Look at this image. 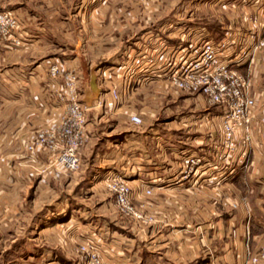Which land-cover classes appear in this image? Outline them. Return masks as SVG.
Segmentation results:
<instances>
[{"label": "crops", "instance_id": "0c3cea01", "mask_svg": "<svg viewBox=\"0 0 264 264\" xmlns=\"http://www.w3.org/2000/svg\"><path fill=\"white\" fill-rule=\"evenodd\" d=\"M0 9L18 14L25 33L16 44H0V264H53L49 232L62 230L61 222L51 225L48 208L52 182L61 175L45 168L44 151L30 158L22 147L58 110L52 101L58 80L44 71L46 61L79 66L86 51L92 52L87 66L106 61L108 68H117L123 55L145 45L149 35L184 44H194L197 36L228 37L232 52L257 45L248 61L236 64L259 104L252 146L244 162L215 166L191 186L168 182L183 153H199L203 167L214 159L218 105L209 103L214 109H206L198 124L187 117L166 133L149 126L148 133L125 136L122 175L134 191L133 202L144 204L153 220L136 231L130 220L120 219L118 226L129 233L109 231L106 225L108 244L124 255H138L141 264H241L246 250L264 237V0H0ZM149 69L147 81L133 84L115 107L125 120L129 113L140 115L136 131L144 123L147 101L187 93L168 88L154 76L156 69ZM149 86L155 92L148 93ZM208 174L209 179H200ZM145 186L151 191L141 195ZM113 207L109 203L107 210ZM26 243L33 248L23 252ZM9 245L13 250L5 255Z\"/></svg>", "mask_w": 264, "mask_h": 264}, {"label": "built area", "instance_id": "2783aa9c", "mask_svg": "<svg viewBox=\"0 0 264 264\" xmlns=\"http://www.w3.org/2000/svg\"><path fill=\"white\" fill-rule=\"evenodd\" d=\"M21 23L18 14L10 9H0V44L13 45L24 39ZM145 42L136 51L126 52L120 65L112 69V74L105 75L101 70L99 76L104 89L97 97V104L110 112L115 111L116 103L132 86L147 81L149 68L156 69L154 76L162 78L168 88L201 94L209 103L221 108L218 118L221 145L217 147L214 159L203 167L199 153H183L179 170L168 183L186 181L196 186L202 172L220 166L221 162L232 161L235 156L239 162L245 160L252 142L255 109L259 104L249 78L236 68V64L248 61L257 45L232 52L228 50V37L216 40L198 38L194 39V44L191 41L184 44L181 39L171 42L160 35H149ZM44 71L50 78L58 80L52 92L54 107L58 109L56 117L51 123L37 128L22 147L30 158L37 151H44L45 168L62 176L78 166L79 150L87 138L85 125L90 106L81 98V76L74 66L59 60H47ZM258 120L263 121V117L259 116ZM128 121L139 124L141 118L138 114L129 113ZM209 178L208 174L200 179ZM103 180L117 211L129 217L136 231L152 222L153 218L144 210V204L133 202L134 191L123 175L105 172ZM150 191L151 188L145 186L139 193L146 195ZM101 244L99 238L93 236L78 242L76 249L84 258L83 264H107ZM241 264H264V237L255 249L246 250Z\"/></svg>", "mask_w": 264, "mask_h": 264}, {"label": "rangeland", "instance_id": "374dc122", "mask_svg": "<svg viewBox=\"0 0 264 264\" xmlns=\"http://www.w3.org/2000/svg\"><path fill=\"white\" fill-rule=\"evenodd\" d=\"M198 10L200 12L203 11L202 8ZM197 38H201V36H197ZM82 54L83 62L81 65L68 66H74L80 72L81 97L90 106L85 125L87 138L79 150L77 168L52 182V201L50 207H48L52 211L53 219L51 225H54L55 222H61L60 229L62 230L55 228L50 230L47 249L54 258L53 264H83L84 258L76 249L78 242L87 236H98L102 243L100 248L107 264H141L138 255L134 256L131 253L124 255L123 252H120L121 248L117 247L115 249L117 252L113 249V245L108 244L110 241L107 238L106 225L109 231L114 229L115 231L122 230V232L129 233V230L120 228L118 224H120V219H124L126 222L130 219L117 211L112 194L103 182V173L124 174L122 164L125 155L123 147L125 136L129 137L132 133V137H135L148 133L149 126L157 132L166 133L172 130L170 127L172 123L179 119H187V117L193 123L198 124L200 121L196 119H200L205 114L206 109H214V107L209 104L203 95L198 93L181 94L177 92L176 97L162 99L159 103L150 102L149 100L145 105L146 116L144 117V123L136 131V125L127 119L125 120L123 113L116 110L110 112L106 107L104 108V106L98 105L96 102L99 93L104 89V83L99 76L101 70L106 75L110 74L114 68H108L106 61L96 63L95 67H89L85 60L90 58L89 56L92 52L85 51ZM91 75L94 76L96 91H93L89 84ZM145 90L148 93L155 92L152 86L147 87ZM164 90H167V88L164 87ZM168 125L169 127L166 128ZM141 130H143L142 133H140ZM195 133L199 132L196 130ZM157 134L160 135L162 133ZM179 134L181 135L182 133ZM172 136L173 134H171ZM217 136L218 147L221 145L219 125ZM251 139H253L252 136ZM251 146L247 150L245 159ZM232 159L234 162L238 161L236 156ZM225 163L221 162L220 167H224ZM213 173L216 175L215 172ZM219 179H221L220 176ZM109 203L114 205L113 212L107 210ZM232 204L234 202H231V206H233ZM113 215L115 218H113ZM82 224H84V227ZM92 224L95 226H91ZM76 225L77 227H75ZM22 246L23 252L33 248L31 244L27 243ZM10 250H13V245H9L8 250L6 249L4 254H8ZM115 255H118V257H115ZM164 264L168 263L164 262Z\"/></svg>", "mask_w": 264, "mask_h": 264}, {"label": "water", "instance_id": "95a60500", "mask_svg": "<svg viewBox=\"0 0 264 264\" xmlns=\"http://www.w3.org/2000/svg\"><path fill=\"white\" fill-rule=\"evenodd\" d=\"M89 84H90V87L92 88V90L96 91V86L94 84V76L93 75H91V77H90Z\"/></svg>", "mask_w": 264, "mask_h": 264}]
</instances>
